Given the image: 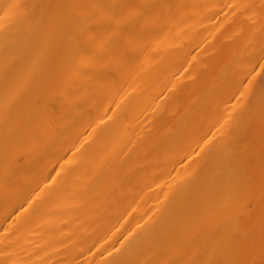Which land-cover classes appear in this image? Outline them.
Wrapping results in <instances>:
<instances>
[{
  "label": "bare ground",
  "instance_id": "obj_1",
  "mask_svg": "<svg viewBox=\"0 0 264 264\" xmlns=\"http://www.w3.org/2000/svg\"><path fill=\"white\" fill-rule=\"evenodd\" d=\"M263 69L264 0H0V264H264Z\"/></svg>",
  "mask_w": 264,
  "mask_h": 264
},
{
  "label": "rangeland",
  "instance_id": "obj_2",
  "mask_svg": "<svg viewBox=\"0 0 264 264\" xmlns=\"http://www.w3.org/2000/svg\"><path fill=\"white\" fill-rule=\"evenodd\" d=\"M263 78H264V69L261 71V73H260V76H259V80L261 81V80H263ZM249 139H250V142H251V138H250V136H248V139H247V141H249ZM249 143V142H248ZM260 143L263 145L264 144V139H262L261 141H260ZM250 145H254V144H252V142L250 143Z\"/></svg>",
  "mask_w": 264,
  "mask_h": 264
}]
</instances>
